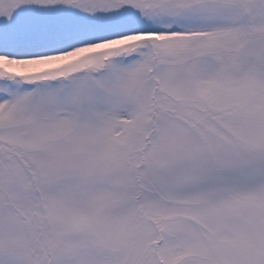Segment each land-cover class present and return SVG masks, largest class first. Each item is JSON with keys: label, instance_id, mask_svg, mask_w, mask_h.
I'll list each match as a JSON object with an SVG mask.
<instances>
[{"label": "snow or ice", "instance_id": "snow-or-ice-1", "mask_svg": "<svg viewBox=\"0 0 264 264\" xmlns=\"http://www.w3.org/2000/svg\"><path fill=\"white\" fill-rule=\"evenodd\" d=\"M0 264H264V0H0Z\"/></svg>", "mask_w": 264, "mask_h": 264}]
</instances>
